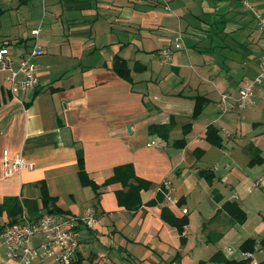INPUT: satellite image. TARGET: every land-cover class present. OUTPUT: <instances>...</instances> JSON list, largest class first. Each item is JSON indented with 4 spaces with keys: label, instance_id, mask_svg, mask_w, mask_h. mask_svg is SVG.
Wrapping results in <instances>:
<instances>
[{
    "label": "crops",
    "instance_id": "0c3cea01",
    "mask_svg": "<svg viewBox=\"0 0 264 264\" xmlns=\"http://www.w3.org/2000/svg\"><path fill=\"white\" fill-rule=\"evenodd\" d=\"M251 1L264 22V0ZM34 29H39L36 38L30 35ZM175 39L181 48L175 49ZM34 43L44 51L35 60L34 91L16 99L0 74V204L8 197L38 200L34 184L43 181L63 213L79 216L93 209V226L77 229L85 264H221L211 260L216 253L241 260L243 253L235 258L228 252L240 232L238 246L254 240L251 261L264 264L259 246L264 220L252 229L257 239L247 234L248 220L234 224L221 210L226 202L237 203L235 194L225 192L247 183V173L260 171L259 158L264 161L263 111L254 103L246 110L233 105L225 113L218 106L220 94L235 97L242 82L257 75L264 50V27L241 0H0V46L8 45L19 57ZM116 58L127 63L131 81L114 73ZM196 96L208 104L193 119ZM170 119L167 141L149 133L150 126ZM209 125L218 130L220 148L205 139ZM141 133L150 139L144 145L137 140ZM182 138L183 148L172 146ZM77 149L88 179L100 186L97 191L79 181ZM4 151L33 168L5 176ZM125 164L152 185L140 192L134 211L118 206L120 184L102 187L114 168ZM202 170L213 174L210 185L199 175ZM164 181L171 183L176 205L163 199L147 206L157 194L163 196ZM253 181L248 193H263L264 172ZM237 204L247 215V199ZM162 208L188 220L183 245L160 219ZM5 221L3 213L0 222ZM0 254V264H11L2 249Z\"/></svg>",
    "mask_w": 264,
    "mask_h": 264
},
{
    "label": "built area",
    "instance_id": "2783aa9c",
    "mask_svg": "<svg viewBox=\"0 0 264 264\" xmlns=\"http://www.w3.org/2000/svg\"><path fill=\"white\" fill-rule=\"evenodd\" d=\"M241 4L253 15L258 25H264L251 0H241ZM38 34L39 29L30 32V35L35 38ZM178 41L180 39L174 41L175 49L181 48ZM43 54V49L37 43L19 57L12 55L8 45L0 46V74L4 75L3 82L12 97L19 99L38 87V65L35 60ZM254 87L260 89V97L264 101V50L258 59L257 75L243 81L235 97L226 92L221 95V112L225 113L232 103L240 109H246L250 104L252 105V99L255 96ZM2 166L5 176L33 168L32 164L25 162L19 155L10 157L7 151L2 154ZM256 187L257 184H254L253 188ZM171 190L169 181H164L159 186L164 199L176 205L172 199ZM181 212L183 215L187 213L185 209ZM19 217L15 223L6 226L0 233V249L6 263L70 264L78 253L77 229L93 226L95 211L88 208L79 216L66 213H44L36 219L30 218L23 211ZM183 234H185V228ZM229 254L233 252L229 250ZM243 255L244 258H252L249 253H243Z\"/></svg>",
    "mask_w": 264,
    "mask_h": 264
},
{
    "label": "trees",
    "instance_id": "16d2710c",
    "mask_svg": "<svg viewBox=\"0 0 264 264\" xmlns=\"http://www.w3.org/2000/svg\"><path fill=\"white\" fill-rule=\"evenodd\" d=\"M114 73L122 78L125 81H131L130 70L127 66V63L119 58L114 60L113 65ZM194 107L192 111V118L196 119L200 116L203 111V108L208 104V100L202 96L194 97ZM173 127V120L170 119L168 124L163 125H152L149 127L150 134L158 135L163 141L168 140L169 130ZM185 130L183 131V136H186L190 129V124L184 126ZM206 141L217 148L221 147V137L218 134V130L209 125L205 131ZM172 146L175 148H183L185 146V139L182 138L172 143ZM256 161L251 160L250 166ZM260 164L263 162L261 158L258 161ZM77 169H78V178L82 186H91L94 191H97L100 186H96L88 179L87 174L84 170V159L83 152L81 149H77ZM199 175L204 178L210 185L213 180V174L209 170H202L199 172ZM111 184H120L122 189L115 193L117 204L119 207H122L129 211H134L139 208L140 202V192L147 190L152 185L151 183L138 178L135 173L132 165L125 164L118 167H115L113 170L112 176L106 180L102 187H106ZM34 186H37L39 189V199L38 200H26L19 197H8L3 200L0 204V215L5 213L8 218L7 225L15 223L18 217L25 211L30 218H38L44 213H63L61 209L56 206V199L49 196L45 182L41 181ZM100 194V193H99ZM99 194H96L98 197ZM215 196L216 194L213 193ZM216 197V196H215ZM161 194H157L156 198L149 203L147 206H155L161 203L163 200ZM218 200V197L215 198ZM220 200V199H219ZM180 205V203H178ZM221 210L225 211L230 217L231 221L234 224L242 225L245 222L246 214L240 209L237 203L235 202H226L222 205ZM160 219L168 224L170 227L174 228L177 231L181 245L185 243V236L183 234L184 228L188 224L186 217L177 218L175 217L168 209L162 208L160 211ZM5 226L0 227V232L3 231ZM255 241L252 239H247L244 241L240 250L242 253L251 254L254 251ZM259 246L261 250L264 251V238L260 240ZM220 254L216 253L211 258L212 261L218 260L221 264H250L251 259L243 258L241 260L226 259L220 258ZM85 259L78 252L70 264H85Z\"/></svg>",
    "mask_w": 264,
    "mask_h": 264
},
{
    "label": "rangeland",
    "instance_id": "374dc122",
    "mask_svg": "<svg viewBox=\"0 0 264 264\" xmlns=\"http://www.w3.org/2000/svg\"><path fill=\"white\" fill-rule=\"evenodd\" d=\"M262 21V20H261ZM262 23L264 24V22L262 21ZM260 28H263L264 25H258ZM263 52V51H262ZM257 71H258V66H257ZM244 80V79H243ZM247 80V79H246ZM245 81V80H244ZM259 91V88L258 87H254L253 89V93L254 94H257L259 95L258 97L254 98L252 100V102L256 105L257 108H259L261 111H263L264 113V101L260 99V94L258 93ZM228 93V92H226ZM223 94V93H222ZM220 94V98H221V95ZM220 98H219V107L221 108V105H220ZM259 99V100H258ZM233 105L236 106L237 109H240L236 104L232 103L231 106H228L227 108V111L230 107H232ZM253 106V104L249 105L246 109H249ZM246 109H240V110H246ZM226 111V112H227ZM263 121H261L263 124L262 126L264 127V117L262 118ZM261 136V135H260ZM135 137V136H134ZM174 138H177V137H174ZM137 140H139L141 142V145H144V142L145 141H150L149 138H144V135L141 133L137 136ZM260 145L262 146V148L264 149V134L263 136L260 138ZM263 158H264V155H262ZM212 160V159H211ZM256 166V165H255ZM254 166V167H255ZM259 166H262L259 168L260 171L264 172V161L259 165ZM237 167H241L239 166V164L237 165ZM253 168V166H252ZM248 169V167H247ZM219 170V169H218ZM240 170V169H239ZM248 171V170H247ZM260 171H254V172H250V173H247L249 174L248 178H247V183H242L240 185H237V189H233V191H226L225 193L227 194L226 196L227 197H230L232 194H235L237 196V199L235 200L237 203H243V200L244 199H247V215H246V219H245V222L248 220V225L250 226H247V234L250 233L252 236H254V238L256 237L257 239L259 238L258 235H255L253 233L254 230L252 229H255L256 227H261L262 223H263V220H264V192L262 193L261 190H257V191H254V192H251V193H248V186L251 185L252 182H254L253 180H255V178H257L258 174L260 173ZM253 184H257V187L258 188V183H253ZM243 186V187H242ZM238 188H240L238 190ZM247 188V189H246ZM252 188H253V185H252ZM255 189V188H254ZM259 197V198H257ZM240 200H242L240 202ZM25 214L27 216H29L26 212ZM20 217H18L19 219ZM17 219V220H18ZM9 221V220H8ZM8 221H5V222H0V227H3V226H8L7 223ZM244 222V223H245ZM243 223V224H244ZM4 230V229H3ZM192 230V234H191V243L192 241L194 242V239L193 237L195 236V234L197 233V229H190ZM2 232V231H1ZM0 232V233H1ZM241 234V235H240ZM239 234V238L241 239H238V240H235L233 243H230V248L232 249L233 251V254L232 256L235 257V258H239L241 257L242 255V251L240 250V246H238V244L242 241V239L244 238V236H242V233L240 232ZM260 241V240H259ZM209 249V250H208ZM210 249H212L211 247H208V248H205L203 250V252H201L200 254V257H204L206 256L205 253H207L208 251H210ZM225 251H226V248H225ZM229 252V251H228ZM226 255L230 256L227 252H225ZM244 256V255H243ZM2 261V257H1V254H0V263Z\"/></svg>",
    "mask_w": 264,
    "mask_h": 264
}]
</instances>
